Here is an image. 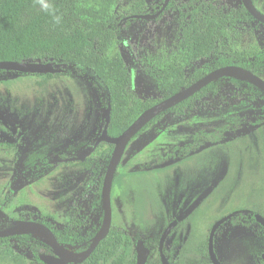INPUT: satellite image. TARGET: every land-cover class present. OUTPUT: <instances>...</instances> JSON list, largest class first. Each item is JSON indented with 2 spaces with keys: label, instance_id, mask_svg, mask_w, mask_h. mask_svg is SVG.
<instances>
[{
  "label": "rangeland",
  "instance_id": "rangeland-1",
  "mask_svg": "<svg viewBox=\"0 0 264 264\" xmlns=\"http://www.w3.org/2000/svg\"><path fill=\"white\" fill-rule=\"evenodd\" d=\"M184 1L168 0L154 19L122 21L140 67L137 84L146 96L158 95L160 73L175 58ZM207 1L230 8L240 5V0ZM250 1L264 13V0ZM163 2L79 0L81 6L96 10L108 20L111 30L115 22L134 10L150 12ZM241 51L250 52L252 72L264 80V25L250 20L231 22L218 40V49L192 63L186 69L187 77L209 73L219 58L231 62L226 66L239 65L242 58L236 52ZM114 54L128 65L127 50L116 42L115 34L106 52L107 56ZM228 72L212 80L219 89L217 94L208 95L183 114L166 111L158 117L153 115L148 127L120 149L115 177L110 178L111 227L119 228L134 243L133 249L137 238L150 246L146 264H160L158 238L173 218L177 225L164 245L168 259L173 264H210L205 253L209 230L218 218L236 209L243 210L237 222L228 220L216 230L217 257L224 264H264L260 260L264 231L249 216L253 203L264 205V154L255 153L264 136V127L259 126L264 119V101L231 91ZM146 102L134 97L132 104L137 109L133 120L141 113L140 107L156 103ZM104 115L102 95L87 76L12 72L0 78V207L21 223L69 224L113 146L102 143L86 154L84 164L79 158L58 161L38 178L27 176L24 160L31 151L50 157L58 153L76 157L87 151L102 130ZM230 116L245 120L238 128L242 133L239 140L209 145L187 157L177 154L192 135L214 131ZM17 123L19 128L14 126ZM103 225L104 221L93 232ZM78 256L75 253L68 258ZM0 264L43 263L35 259L28 246L12 239L0 244ZM113 264L126 263L121 260Z\"/></svg>",
  "mask_w": 264,
  "mask_h": 264
},
{
  "label": "trees",
  "instance_id": "trees-1",
  "mask_svg": "<svg viewBox=\"0 0 264 264\" xmlns=\"http://www.w3.org/2000/svg\"><path fill=\"white\" fill-rule=\"evenodd\" d=\"M44 2L50 4L51 12H45L42 9L40 0H0V61H52L55 67L64 69L63 72L55 74H75L91 78L103 98L104 123L109 115L108 133L111 136L119 135L133 121V115L137 109L132 104L134 97L144 98L147 102H158L198 81L202 75L188 78L186 69L202 56L218 49V40L231 22L250 20L263 24L249 13L241 2L237 8H230L207 0H185L181 5L182 25L177 52L172 63L160 73L162 82L159 85L158 95L155 97L146 96L138 87L137 74L140 67L132 45L124 33L122 18L114 23V30H111L108 20L100 17L96 10L81 6L79 0H44ZM137 12V10L133 11V13ZM54 15L61 17L59 24L54 22ZM113 31L116 42L127 50V66L118 54L106 55L114 35ZM249 54V51L236 52V56L242 58L238 66L253 71V67L248 63ZM228 64L231 62L225 58H219L213 67L216 69ZM12 72L14 71L0 69V78ZM46 75L51 76L49 73ZM226 78L231 91L245 98L264 101V89L250 80L237 75H226ZM218 91L216 81H211L198 92L155 116L158 117L166 111L183 114L193 110L198 102L210 94H217ZM145 109L146 106H143L138 111L142 112ZM243 122H245L243 118L233 116L229 117L227 125L219 127L217 132L199 131L190 144L178 150V154L181 157H187L203 145L223 143L229 139L225 134L228 128L232 129L230 140H239L242 133L238 131V128ZM148 125L149 123L145 124L141 130ZM259 126L264 127V119ZM261 139L259 147L255 149L256 155L259 156L260 153L264 154V136ZM95 149L91 142L87 151L78 153L79 161L84 164L86 154ZM61 157L65 158L68 155L58 153L50 157L44 152L31 151L24 160L28 168L27 176L38 178L44 175ZM110 158L111 152L106 155L103 167L95 177L89 194L79 205L75 218L66 225L58 227L50 223L47 225L57 242L65 249L75 253L86 250L96 234L93 230L105 217L101 185ZM256 191L254 188L253 192L256 193ZM242 211V209H236L230 212L232 213L230 221L236 223ZM249 213L250 218L256 222L255 214L264 217V205L259 202L253 203ZM19 223L21 219L12 217L0 207V229L14 227ZM258 225L264 231V227ZM12 239L16 240L20 246H28L40 263H42L40 253L55 254V249L49 243L41 237H32L30 234L3 237L0 238V244ZM133 244L119 228L111 227L90 256L79 264H113L121 260L126 264H136ZM131 247L132 250H130ZM260 260H262L261 257Z\"/></svg>",
  "mask_w": 264,
  "mask_h": 264
},
{
  "label": "water",
  "instance_id": "water-1",
  "mask_svg": "<svg viewBox=\"0 0 264 264\" xmlns=\"http://www.w3.org/2000/svg\"><path fill=\"white\" fill-rule=\"evenodd\" d=\"M243 6L247 9V11L258 21L264 24V13L261 12L250 0H240ZM168 0H165L161 8L155 13H145V14H132L128 17L130 18H141V19H153L157 15H159L163 9L165 8ZM127 16L124 19L128 18ZM123 19V20H124ZM0 69L14 71V72H22V73H34V74H55L61 73L64 71L62 67H55L52 61L42 62L40 60H24V61H11V60H1L0 61ZM236 70L245 74L247 77L245 79L250 80L257 86L264 89V80L261 79L259 76L254 74L252 71L238 66V65H230L224 67H218L211 72L203 75L198 81L191 84L190 86L183 88L169 97H166L155 104L151 105L150 107L146 108L142 111L138 117L129 124V126L124 129L119 135L111 136L108 134V122H109V115H107L105 125L102 129V132L97 140L98 141H105L114 145L110 161L108 163L103 183H102V200L104 205V225L103 227L96 233L92 241L90 242L88 248L85 250L84 253L80 254L76 258H68L63 254L65 248L57 242L55 239L52 231L48 228V226L35 222V221H27L24 223H19L14 227H10L7 229H0V238L9 237L14 235L20 234H30L35 229H42L46 231L49 235L52 246L55 249V254H48V253H41L40 260L43 264H68L70 262L73 263H82L85 261L90 254L94 251V249L98 246L99 242L107 235L110 225H111V202H110V186H111V176L113 175V170L117 164L120 149L123 147L129 138H131L137 131H139L148 121L149 119L161 111L171 107L172 105L178 103L179 101L188 98L189 96L193 95L194 93L198 92L201 88L211 82L213 79L217 78L220 74L225 71H232ZM73 157L64 158L60 160L71 161ZM231 213L219 218L216 220L209 232L208 241H207V253L209 260L212 264H223L217 257L214 251V235L216 229L227 221L231 217ZM256 221L264 227V217L260 214H255ZM176 221H172L168 224V226L163 230L160 239H159V255L162 261V264H168L166 257L163 253V244L165 239L167 238L170 230L174 227ZM136 264H145L149 250L144 246L142 240H137L136 242ZM261 258L264 260V251L261 253Z\"/></svg>",
  "mask_w": 264,
  "mask_h": 264
},
{
  "label": "flooded vegetation",
  "instance_id": "flooded-vegetation-1",
  "mask_svg": "<svg viewBox=\"0 0 264 264\" xmlns=\"http://www.w3.org/2000/svg\"><path fill=\"white\" fill-rule=\"evenodd\" d=\"M164 1H165V0H164ZM240 2H241V1H240ZM163 3H164V2H163ZM163 3H162V5H163ZM167 3H168V2H167ZM162 5H161V6H162ZM166 5H167V4H166ZM161 6H159L155 12H157V11L161 8ZM165 7H166V6H165ZM164 9H165V8H164ZM164 9H163V10H164ZM155 12H146V13H155ZM162 12H163V11H162ZM162 12H161V13H162ZM261 12H262V11H261ZM161 13H160V14H161ZM132 14H145V13H132ZM132 14H130V15H132ZM160 14H159V15H160ZM130 15H127V17L130 16ZM159 15H157L156 17H158ZM125 17H126V16H125ZM125 17L122 18V21H123V19H124ZM156 17H155V18H156ZM128 18H130V17H128ZM128 18H127V19H128ZM136 19H141V18H136ZM153 19H154V18H153ZM124 20H126V19H124ZM146 20H149V19H146ZM259 22H260V21H259ZM261 23H262V22H261ZM213 70H214V69H213ZM210 72H211V71H210ZM206 74H207V73H206ZM230 117H233V116H230ZM228 118H229V117H228ZM227 120H228V119H227ZM244 121H245V120H244ZM146 124H147V123H146ZM242 124H243V123H242ZM242 124H241V125H242ZM16 125H17V127H15V128H19V123L15 124L14 126H16ZM104 125H105V123L103 124V127H104ZM224 125H227V123L224 124ZM222 126H223V125H222ZM222 126H221V127H222ZM103 127H102V129H103ZM143 127H144V126H143ZM143 127H142V128H143ZM142 128H141V129H142ZM239 128H240V127H239ZM141 129H140L139 131H137V132L140 133V131H142ZM143 130H144V129H143ZM101 132H102V130H101ZM101 132H100V134H101ZM137 132H136V133H137ZM198 132H199V131H198ZM198 132H197L196 134L192 135V136L190 137V139H189V142H188L187 144H185L184 146H187L188 144H190V142L192 141V138H193L195 135H197ZM201 132H203V133H209V132H204V131H201ZM211 132H212V131H211ZM213 132H217V129H215ZM229 132H230V133H229ZM136 133H135V134H136ZM138 133H137V134H138ZM100 134L98 135V137H97L95 140L92 141L93 144H94V146L97 148V147H98L99 145H101L102 143H107V144H109V145H112L113 148H114V145L111 144V143H108V142H105V141H98V142H97V140H98ZM108 134H109V133H108ZM135 134H134V135H135ZM225 134H226L227 137H229L228 140L224 141L223 143L220 142V143H213V144L203 145V147H201L200 149H202V148H204V147H206V146H209V145H216V144L221 145V144H226V143H228V142H230V141H231V142H236V141H237V140H235V141L230 140V138L232 137V129H229V128H228V131L225 132ZM90 143H91V142H90ZM90 143H89V144H90ZM88 146H89V145H88ZM184 146H182V147H184ZM182 147H179V149H181ZM87 149H88V147H87ZM87 149H86V150H87ZM179 149H178V150H179ZM200 149H199V150H200ZM178 150H177V154H178ZM199 150H198V151H199ZM81 152H85V151H81ZM196 152H197V151H196ZM79 153H80V152H79ZM194 153H195V152H194ZM194 153H192V154H194ZM60 154H62V153H60ZM111 154H112V153H111ZM178 155H179V154H178ZM52 157H53V156H52ZM71 157H73V156H71ZM65 158H70V156L65 157ZM73 158H74L73 160H77V158H78V153H77V156H76V157H73ZM60 159H64L63 157L58 158V161H65V160H60ZM71 161H72V160H71ZM109 161H110V160H109ZM107 166H108V165H107ZM102 167H103V165H102ZM102 167H101V168H102ZM101 168H100V169H101ZM106 169H107V168H106ZM100 171H101V170H99V172H100ZM99 172H98V173H99ZM105 172H106V171H105ZM98 173L96 174L95 177L98 176ZM104 175H105V173H104ZM95 177H94V179H95ZM112 177H113V176H112ZM114 177H115V175H114ZM103 178H104V176H103ZM94 179H93V181H94ZM112 181H113V180H112ZM112 181H111V182H112ZM92 183H93V182H92ZM102 183H103V180H102ZM112 184H113V183H112ZM91 187H92V186H91ZM110 187H111V186H110ZM89 190H90V189H89ZM110 192H111V191H110ZM88 194H89V191H88ZM85 198H86V197H85ZM85 198H84V199H85ZM101 198H102V185H101ZM83 201H84V200H83ZM102 202H103V200H102ZM110 202H111V200H110ZM228 214H229V213H228ZM231 214H232V213H231ZM226 215H227V214H226ZM223 216H225V215H223ZM223 216H222V217H223ZM231 217H232V215H231ZM231 217H230V218H231ZM104 218H105V217H104ZM220 218H221V217H220ZM230 218H229L228 220H230ZM111 219H112V213H111ZM218 219H219V218H218ZM218 219H217V220H218ZM174 220L176 221V224H175L174 227L170 230L169 234L175 229V226L177 225V219H175V218H173L170 222H172V221H174ZM228 220H227V221H228ZM103 221H104V219H103ZM103 221H102L100 224H102ZM170 222H169V223H170ZM225 222H226V221H225ZM225 222H224V223H225ZM256 222H257V221H256ZM169 223H168V224H169ZM257 223H258V222H257ZM168 224L164 227V229L168 226ZM258 224H259V223H258ZM212 225H213V224H212ZM221 225H222V224H221ZM221 225H220V226H221ZM220 226H219V227H220ZM211 227H212V226H211ZM110 228H111V225H110ZM164 229H163V230H164ZM210 229H211V228H210ZM1 230H2V229H1ZM163 230H162V232H163ZM216 230H217V229H216ZM97 232H98V231H97ZM97 232H96V233H97ZM162 232H161L160 235H159L158 242H157V248H156V250H157V256H158V260H159V263H160V264H162V261H161L160 255H159V239H160V236H161ZM209 232H210V230H209ZM215 233H216V231H215ZM169 234H168V236H169ZM95 235H96V234H95ZM208 235H209V233H208ZM168 236H167V238H168ZM9 237H10V236H9ZM214 237H215V235H214ZM93 238H94V237H93ZM167 238H166V239H167ZM166 239H165V241H164L163 248H162V249H163V253H164L165 257H166V260H167L168 264H173L172 261H170V260L168 259L167 254H166L165 249H164V245H165ZM137 240H142V241H143V239L137 238V239L135 240V247H136V242H137ZM91 241H92V240H91ZM207 241H208V236H207ZM47 243H48V242H47ZM143 244H144V246L149 250V253H148V256H147V259H146V262H147V260H148V258H149V256H150L152 250H151L150 246H149L148 244H146L144 241H143ZM51 246H52V245H51ZM52 247H53V246H52ZM53 248H54V247H53ZM87 248H88V247H87ZM65 250H66V249H65ZM70 251H71V250H70ZM84 252H85V250H84L83 252H81V253H84ZM135 252H136V250H135ZM78 253H80V252H78ZM40 254H41V253H40ZM48 254H50V253H48ZM206 254H207V257H208V253H207V242H206ZM52 255H54V254H52ZM260 257H261V254H260ZM208 259H209V257H208ZM218 259H219V258H218ZM261 259H262V258H261ZM219 260H220V259H219ZM262 260H263V259H262ZM209 261H210V260H209ZM220 261H221V260H220ZM41 262H42V261H41ZM83 262H84V261H83ZM83 262H82V263H83ZM146 262H145V264H146ZM42 263H43V262H42ZM76 264H79V263H76ZM210 264H212V263L210 262ZM223 264H224V263H223Z\"/></svg>",
  "mask_w": 264,
  "mask_h": 264
},
{
  "label": "bare ground",
  "instance_id": "bare-ground-1",
  "mask_svg": "<svg viewBox=\"0 0 264 264\" xmlns=\"http://www.w3.org/2000/svg\"><path fill=\"white\" fill-rule=\"evenodd\" d=\"M229 74H231V75H237V76H240V77H247L245 74H243V73H241V72H238V71H236V70H232V71H229L228 72ZM32 233L34 234V235H37V236H39V237H41L42 239H44L46 242H48L49 244H53L52 243V241H51V239H50V237H49V235L46 233V231H44V230H42V229H35V230H33L32 231ZM63 254L65 255V256H69V255H75V253L73 254L71 251H69V250H64L63 251ZM78 254V253H77ZM78 255H80V254H78Z\"/></svg>",
  "mask_w": 264,
  "mask_h": 264
},
{
  "label": "clouds",
  "instance_id": "clouds-1",
  "mask_svg": "<svg viewBox=\"0 0 264 264\" xmlns=\"http://www.w3.org/2000/svg\"><path fill=\"white\" fill-rule=\"evenodd\" d=\"M41 3V7L45 12H51L52 8L50 6V4L45 3L44 0H40ZM54 22L59 24L61 22V17L60 16H53Z\"/></svg>",
  "mask_w": 264,
  "mask_h": 264
}]
</instances>
